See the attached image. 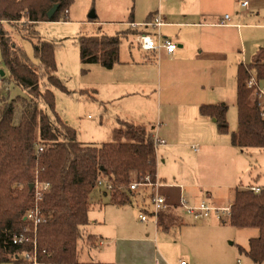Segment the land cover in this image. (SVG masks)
I'll use <instances>...</instances> for the list:
<instances>
[{
    "label": "crops",
    "instance_id": "crops-1",
    "mask_svg": "<svg viewBox=\"0 0 264 264\" xmlns=\"http://www.w3.org/2000/svg\"><path fill=\"white\" fill-rule=\"evenodd\" d=\"M241 1L234 0L238 13L233 19L229 16V26L221 25L227 15L213 22L212 13L233 0H158V9L149 5L141 20L132 6L125 7L123 18L133 15V23L128 22L122 32L135 33L130 57L124 59L120 53L119 64L112 70L92 67L99 79L87 90L111 106L133 104L130 112L120 109L118 122L154 128V137L160 142L156 176L164 185L160 193L167 200V208L157 224L153 220L143 223L140 215L151 213V190L134 193L131 203L117 205L112 193L97 187L99 196L95 199L94 192L91 195L89 224L83 229L84 238L94 244L82 247L80 263L208 264L214 257L218 231L230 226L229 218L195 219L181 207L180 198L193 206L205 202L215 208H231L237 191L264 189V174L259 172L255 181L242 182L245 173L251 174L246 155L264 150L233 146L231 135L238 126L236 131L230 128V110L237 109L238 68L250 64L264 46V31L262 35L248 31L264 25L244 22L253 18L252 13H259L263 5L260 0H251L247 7H241ZM157 17L162 19V26H143ZM143 34L171 40L177 51H144L138 44ZM218 104L229 107V134L219 132L215 119L201 115L203 105ZM218 189L222 190L220 195L231 196L229 204H218ZM130 212L138 222L131 220ZM232 228L251 230L252 239L260 235L258 229ZM243 245L249 251L250 241ZM239 256L244 264H254L245 254Z\"/></svg>",
    "mask_w": 264,
    "mask_h": 264
},
{
    "label": "trees",
    "instance_id": "trees-1",
    "mask_svg": "<svg viewBox=\"0 0 264 264\" xmlns=\"http://www.w3.org/2000/svg\"><path fill=\"white\" fill-rule=\"evenodd\" d=\"M74 2L0 0L3 63L10 80L28 94L0 107V263L24 264V255L36 251L39 264H102L78 260V242L89 224L91 195L98 181L112 183L113 202L125 205L131 203L133 193L128 188L134 180L157 174L153 127L119 122L113 142L88 145L79 142L77 131L56 113V97L51 88L67 93L68 90L57 77L54 44L42 41L35 27L61 22ZM54 7L57 11L50 19L48 13ZM129 22L133 23V15ZM3 24L23 26L20 33L33 42L36 66L3 29ZM125 33L80 37L82 63L112 70L119 64ZM252 75L264 82V46L250 64L238 68V130L231 135L237 148L264 150L263 109L247 88ZM228 111L226 104L203 105L200 109L202 116L215 119L221 134H229ZM40 147L44 152L39 153ZM37 182L50 185L40 201L36 200L35 189L30 190V185ZM36 206L46 220L37 228L25 220ZM228 223L235 228L259 230L260 235L250 240L249 251L240 247L239 253L254 264H264V189L260 193L250 189L237 191ZM21 235L31 242L14 244V239Z\"/></svg>",
    "mask_w": 264,
    "mask_h": 264
},
{
    "label": "rangeland",
    "instance_id": "rangeland-1",
    "mask_svg": "<svg viewBox=\"0 0 264 264\" xmlns=\"http://www.w3.org/2000/svg\"><path fill=\"white\" fill-rule=\"evenodd\" d=\"M243 1L251 2V0ZM260 2L263 5L262 10L259 13H252L251 17L253 18L247 19L244 22L254 25H264V0H260ZM149 5H153L154 9H158V0H75L74 4L69 8L71 14H64L61 22L40 23L35 27V31L38 32L42 41L54 44L58 67L57 77L68 90L67 93L61 89L51 88L56 97V113L70 127L77 131L78 141L83 144L102 145L113 142V132L119 127L117 114L121 108L130 112L133 104L131 105L130 102H126L122 105L116 103L111 106L99 96L93 95L91 91L87 90L92 88V85L99 79V76L92 70V67H95V65L82 63L79 39L80 37L95 36L114 37L128 27L127 23L129 22L130 14L127 15V18H123L125 7L129 8L132 6L134 8V14H137L138 19L141 20L144 18V11ZM237 10L238 6L233 0V3L231 2L228 6L214 8L212 20L213 22H218L221 17H225L226 15L233 19L237 16ZM93 12L96 15V19L91 21L89 16ZM3 29L10 34L12 40L21 48L33 66H36L37 60L34 58L33 42L24 39L20 33L23 31V26L3 24ZM248 31H259L262 35L264 27ZM125 32L134 33L132 30ZM126 33L120 49L121 56L124 59L130 57L131 47L135 41V37L132 34ZM97 67L102 69L100 66ZM0 72L6 74V81L3 80L4 84L0 86V107L4 102L10 103L11 100L17 97L28 96L25 89L10 80L8 69L3 63L1 48ZM92 96H95V98ZM136 104L140 106L139 102ZM237 119V109H231L230 120L233 123L232 125L230 123V128L233 126L235 131L238 126ZM246 157L248 163L251 164L248 166L250 169L249 172L252 175L248 172L245 173V176L242 178L244 185L248 184V180L255 181L253 178H257L258 172L264 174V152L252 151ZM259 182L261 184V181ZM216 192L219 194L222 190L218 189ZM223 195H220L218 204H229L232 200L231 196L229 198L227 197L228 195ZM98 196L99 189H95L93 198L97 199ZM130 213L131 220L138 222L136 215L132 212ZM226 217V214L221 215L222 219H226ZM216 219L220 220L218 218ZM218 232L217 241L213 243L214 249L212 253L214 257L208 264H237L238 260H241L244 264V258H240L239 256V248H246L243 244L248 245L250 239H252L250 237L251 230H237L226 226ZM93 244V241L88 238L86 240L83 235L78 242V260L82 247L85 245V247L90 248ZM80 260L82 261L84 258L81 257ZM24 264H28L26 260Z\"/></svg>",
    "mask_w": 264,
    "mask_h": 264
},
{
    "label": "built area",
    "instance_id": "built-area-1",
    "mask_svg": "<svg viewBox=\"0 0 264 264\" xmlns=\"http://www.w3.org/2000/svg\"><path fill=\"white\" fill-rule=\"evenodd\" d=\"M249 3L247 1H241V7H247ZM68 13V12H67ZM229 20V16H226L224 21L221 23L222 26H229L226 21ZM163 25V21L160 17L154 19L153 22L145 24L143 26L146 27H160ZM138 44L140 48L144 51H161L165 50L168 54H174L177 51V45L175 42L164 39L162 37L154 38L149 34L140 35L138 38ZM3 78L0 76V86L4 84ZM247 88L252 90L254 95L257 97L261 108L263 109L264 116V82L260 81L255 75H252L249 81L247 82ZM160 142L156 139V145ZM44 152L43 148H39V153ZM35 196L36 200L40 201L42 198V193L50 189L49 184H41L37 182L35 185ZM97 187L104 188L105 192L112 193L113 192V184L108 182L105 179H100L97 183ZM164 187L161 181L157 178V176H140L136 180H134L129 188V193H139L141 190H151L149 194V204L148 206L151 208V213L148 215L147 213H142L140 215V221L146 223L150 220H153L156 224L158 223V219L160 214L167 208V200L160 193V189ZM255 193H260L261 189L257 188H249ZM180 205L184 208V210L192 215L195 219H203L209 218L211 216H216L217 218H221L222 214H226L229 218L231 214V208H215L209 206L207 203L203 202L198 206H193L188 203V201L182 196L180 198ZM26 221L32 223L36 228L45 223V217L40 211L39 207L32 209L25 218ZM31 239L27 238L25 235H21L20 237H16L14 239V244L22 245L26 243H30ZM36 247V243L34 244ZM36 250V248H35ZM25 260L32 264H39L37 261V253L36 251L33 253H28L24 255ZM180 264H187V262L182 261ZM239 264H241L239 262Z\"/></svg>",
    "mask_w": 264,
    "mask_h": 264
},
{
    "label": "water",
    "instance_id": "water-1",
    "mask_svg": "<svg viewBox=\"0 0 264 264\" xmlns=\"http://www.w3.org/2000/svg\"><path fill=\"white\" fill-rule=\"evenodd\" d=\"M56 11H57V7H54V8L48 13V16H49L50 19L54 16V14L56 13ZM89 19H90V20H95V19H96V15H95L94 12L90 14ZM4 75H5L4 72H0V76H1L2 78L4 77ZM34 188H35V186H34L33 184L30 185V190H33Z\"/></svg>",
    "mask_w": 264,
    "mask_h": 264
}]
</instances>
